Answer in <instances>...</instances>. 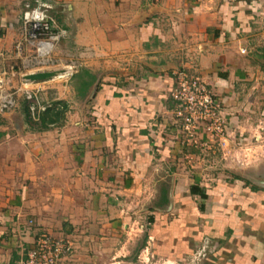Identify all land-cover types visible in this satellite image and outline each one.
<instances>
[{
  "label": "crops",
  "instance_id": "1",
  "mask_svg": "<svg viewBox=\"0 0 264 264\" xmlns=\"http://www.w3.org/2000/svg\"><path fill=\"white\" fill-rule=\"evenodd\" d=\"M37 1L50 2L54 64H72L49 101L72 102L67 122L39 132L0 114V264L40 232L72 240L57 264H117L142 218L150 258L188 264L206 242L194 264H264V187L199 181L168 98L174 72L193 70L225 107L226 143L251 138L264 124V0H0L1 65ZM78 69L94 77L79 99Z\"/></svg>",
  "mask_w": 264,
  "mask_h": 264
},
{
  "label": "rangeland",
  "instance_id": "2",
  "mask_svg": "<svg viewBox=\"0 0 264 264\" xmlns=\"http://www.w3.org/2000/svg\"><path fill=\"white\" fill-rule=\"evenodd\" d=\"M51 52L47 53L45 56L36 57V53L32 48H30V50L26 54L23 53L21 48L18 56L16 54V57H14V53L16 52L14 48L11 47L9 58L6 59V62H4L3 65L0 64V73L2 70H4V74L0 75V103L10 104V102H12L9 107H0V114H5L8 112L11 113V118H13V121L21 122L20 125L24 124L22 127V131L28 133H33L36 131L29 130V127L24 123L20 106L22 100H27L31 104L29 107H32V109H28V115L29 119L35 120L33 117L34 113L42 111L46 105H48L52 101H55H49V94L53 95V90L49 89V84L52 82V79L57 80L62 76H65L67 71L71 73V68L69 69L66 65L63 64V62L54 64L52 60L56 58ZM67 65L70 67L72 64ZM62 66H65V68H63L66 70V73L61 76L53 77L45 81L29 82L23 80V76H26L28 74L36 72H52L53 70L62 68ZM26 93H28V95H26ZM39 97L46 100L40 102ZM65 100L66 99H60V101H63L62 103L64 104V108L61 118L58 121L59 125L63 124V122H67L66 112L69 110V108L67 107L72 102L71 101L68 103L65 102ZM221 110V118L223 122L221 138L219 139L218 136H214L213 134L210 135V137H206V134H204L206 132H204L203 129L199 127L196 130L197 135L194 138V143L186 141L183 138L182 134L180 133L181 129L179 127V122L173 116V113H171L174 122L173 131L177 132L181 136L179 139V142H182L181 146H183L190 153L195 154L196 162L198 163L196 172L198 174L196 175H198L199 181H201L202 183H209V179H216L217 176L219 178L224 177L225 179H230L232 178V176H235L236 178L237 176L242 180H248L252 184L258 185L259 187H264V185H262L264 182V124H257V127L253 128L251 138L245 140L243 146H241L242 144H236V140H233V138H228V141L226 143L225 134L227 133V127L225 125V107L222 106ZM59 125L57 126L59 127ZM183 143H186V145H184ZM192 158L193 157H191V159ZM230 164L233 165V170L231 171L237 174H232L229 169H225L229 168ZM159 184H162L161 186H159V189L161 188V190L164 191L166 189V186H163V184H166L161 181ZM141 208H145V205H141ZM141 221L142 224L137 223L136 229L132 228L128 230L129 234L125 235L129 243H127V252H125V250H123L122 252L127 255H125V257L121 259V261L117 264H174L150 258L148 257L147 252L143 251V241L145 239V236L143 234V223H145L146 219L142 218ZM138 226H141L140 229L138 228L139 230H137ZM140 230L141 232H139ZM71 235L70 232L69 235L66 234V236ZM67 238L72 243L70 237ZM208 246L205 243L197 251L195 250L193 256L190 258V262L187 263L194 264L195 261H199L201 257L205 256L207 249H209ZM70 253L67 256H69ZM110 263H112V260L110 262H107L106 264Z\"/></svg>",
  "mask_w": 264,
  "mask_h": 264
},
{
  "label": "built area",
  "instance_id": "3",
  "mask_svg": "<svg viewBox=\"0 0 264 264\" xmlns=\"http://www.w3.org/2000/svg\"><path fill=\"white\" fill-rule=\"evenodd\" d=\"M49 4V1H37L22 5L19 19L21 36L14 45L16 54H19L24 43L34 50L36 57H42L51 52L53 45L58 42V35L53 31ZM41 48L45 49L43 54L39 52ZM66 66L70 69L68 65ZM64 68L56 70H64ZM168 98L172 103L173 116L179 122L180 133L186 141L195 142L196 130L199 127L206 132L204 133L206 137L213 134L221 138L222 106L195 71H175ZM11 104L12 102L0 103V107L6 108ZM29 109L31 110L32 107ZM26 223L30 224L31 221L28 220ZM71 250L72 243L67 237L56 238L40 232L24 250L17 264H57Z\"/></svg>",
  "mask_w": 264,
  "mask_h": 264
},
{
  "label": "trees",
  "instance_id": "4",
  "mask_svg": "<svg viewBox=\"0 0 264 264\" xmlns=\"http://www.w3.org/2000/svg\"><path fill=\"white\" fill-rule=\"evenodd\" d=\"M94 77L84 69H78L77 72L72 74L69 78V84L72 87L75 96L82 98L87 88L93 82ZM31 104L27 100H22L20 103L21 112L25 124L29 127V130L36 132L44 131L51 126L59 125L58 121L63 113L64 104L61 101H52L46 105L42 111L34 113V119H29L28 109ZM190 194H198L199 197H203L197 188L190 187Z\"/></svg>",
  "mask_w": 264,
  "mask_h": 264
},
{
  "label": "water",
  "instance_id": "5",
  "mask_svg": "<svg viewBox=\"0 0 264 264\" xmlns=\"http://www.w3.org/2000/svg\"><path fill=\"white\" fill-rule=\"evenodd\" d=\"M48 77L49 75L47 74V72H36L23 76V80L32 82V81L45 80Z\"/></svg>",
  "mask_w": 264,
  "mask_h": 264
},
{
  "label": "bare ground",
  "instance_id": "6",
  "mask_svg": "<svg viewBox=\"0 0 264 264\" xmlns=\"http://www.w3.org/2000/svg\"><path fill=\"white\" fill-rule=\"evenodd\" d=\"M41 54H43L45 52L44 48H41L39 51ZM66 73V70H53L52 72H47V74L49 75V79L53 78V77H57V76H61L63 74ZM39 81H43V80H39ZM33 82V81H32Z\"/></svg>",
  "mask_w": 264,
  "mask_h": 264
}]
</instances>
